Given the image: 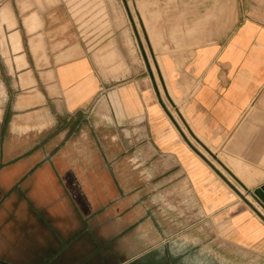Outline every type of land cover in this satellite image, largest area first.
<instances>
[{
	"label": "crops",
	"instance_id": "0c3cea01",
	"mask_svg": "<svg viewBox=\"0 0 264 264\" xmlns=\"http://www.w3.org/2000/svg\"><path fill=\"white\" fill-rule=\"evenodd\" d=\"M132 1L150 62L125 0L127 20L107 14L89 50L63 4L8 5L9 30L0 19V264H128L153 230L142 190L168 173L202 219L229 221L237 249L264 260V211L248 194L264 186V0ZM153 76L180 124L151 100ZM130 124L139 141L148 132L150 168L147 148L120 142Z\"/></svg>",
	"mask_w": 264,
	"mask_h": 264
},
{
	"label": "rangeland",
	"instance_id": "374dc122",
	"mask_svg": "<svg viewBox=\"0 0 264 264\" xmlns=\"http://www.w3.org/2000/svg\"><path fill=\"white\" fill-rule=\"evenodd\" d=\"M125 3L129 8V15L134 22L135 30L139 32L142 46L149 59V52L141 36L136 14L133 11V1L125 0ZM58 4H63L68 8L75 29L81 36L82 42L87 47V50L90 48L95 49V45H100L102 39H105V32L111 28L110 23H107L109 19H106L109 13L113 14L115 25H117L116 21L119 20L117 11L124 20H127L122 0H0V6L7 5L0 8V19L9 30L10 27L15 25V22L8 5L14 10L18 9L20 13L24 12L22 15H25L27 13L25 11L35 9L44 10L45 8ZM4 8L6 10H3ZM30 16H34L39 24L37 15L32 14ZM141 18L144 22V15L141 14ZM25 23L29 22L23 19V25L27 29ZM35 30L34 28H28L26 32L29 34ZM147 32L149 31L147 30ZM93 35L94 37L91 38ZM2 38L3 36H1ZM9 39L14 50V42L11 37ZM19 41L20 38L18 35V45ZM34 45L30 46L34 50H32L33 52H35L36 48ZM19 67L20 65L17 64V68ZM151 81L154 82L157 88V95L153 90ZM22 83L25 85L29 81L22 79ZM146 84L150 91L151 100L155 105H158V101H160L163 108L167 111L164 114L165 117L168 119L171 116V118L180 124L175 108L180 111L181 104L168 95L167 90L169 84L166 77H146ZM101 99L103 100V98ZM169 99L175 104V108L171 106ZM105 111V108H93L92 116L96 114L102 116L105 114ZM90 112L91 109L86 111V115H80L86 118V120L82 118L83 124L76 126V133L82 129L84 130V127L89 125L90 119L88 120V118ZM115 116L120 115H116L115 112ZM70 126L72 127V125ZM70 126H67V129ZM121 129L115 127L114 132L120 134ZM129 129L131 139L129 141L120 140V142L125 147L147 148V167H152L155 158L152 157L151 149L153 146L148 141V132H146L147 141L143 142L137 140L136 135H132V131L134 132L136 129L135 126L130 124ZM97 132L104 133L105 131L99 127ZM171 175L175 174L168 173L162 176L161 180L154 183L149 182L142 190L144 196L141 200L146 206L147 221L149 219L153 230L151 234L147 232L145 252L131 260L128 264H264V260L259 258L257 254H253L250 250L237 249L233 243L232 231L230 232L231 223L229 221L219 225V222L216 220L202 219L203 212L199 206L192 202L190 197L187 198V189L184 186L177 187L178 182H169Z\"/></svg>",
	"mask_w": 264,
	"mask_h": 264
},
{
	"label": "water",
	"instance_id": "95a60500",
	"mask_svg": "<svg viewBox=\"0 0 264 264\" xmlns=\"http://www.w3.org/2000/svg\"><path fill=\"white\" fill-rule=\"evenodd\" d=\"M248 194L264 211V186L253 191H248ZM244 201L248 206H250L246 200Z\"/></svg>",
	"mask_w": 264,
	"mask_h": 264
},
{
	"label": "bare ground",
	"instance_id": "6f19581e",
	"mask_svg": "<svg viewBox=\"0 0 264 264\" xmlns=\"http://www.w3.org/2000/svg\"><path fill=\"white\" fill-rule=\"evenodd\" d=\"M48 1V0H47ZM51 1V0H50ZM23 7V6H22ZM25 7V6H24ZM27 7V6H26ZM3 10H6L5 8ZM25 11V10H24ZM3 17V16H2ZM5 18V17H3ZM26 20H28L29 23H25L26 26H27V29L28 28H34V29H37L39 24H38V21L37 19L34 17V16H29L27 18H25ZM26 29V31H27ZM13 35V34H12ZM13 42H14V50L13 51H18L19 50V45H18V35H13L11 36Z\"/></svg>",
	"mask_w": 264,
	"mask_h": 264
}]
</instances>
